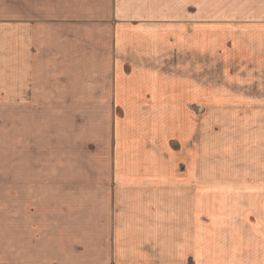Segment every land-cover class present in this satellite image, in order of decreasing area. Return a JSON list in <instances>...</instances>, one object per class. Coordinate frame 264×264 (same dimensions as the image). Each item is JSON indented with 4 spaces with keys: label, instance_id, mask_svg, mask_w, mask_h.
<instances>
[{
    "label": "crops",
    "instance_id": "obj_1",
    "mask_svg": "<svg viewBox=\"0 0 264 264\" xmlns=\"http://www.w3.org/2000/svg\"><path fill=\"white\" fill-rule=\"evenodd\" d=\"M3 2L0 186L11 187V216L9 251L0 253V264H264V136L251 137L250 150L237 154L210 151L202 136L199 158L189 110L227 99L193 82L195 51L210 56V25H248L264 58V0ZM226 36H219L222 46L235 41ZM50 106L110 107L111 139L97 166L104 179L90 194L70 193L60 183L64 146L35 141L49 138L44 123L75 120L51 117ZM41 150L58 154L59 166L43 156L36 165ZM217 161L226 165L224 177L211 170ZM226 162L235 170L228 172ZM38 181L42 200L58 203L38 216L40 232L59 234L58 241L34 240L28 187ZM74 217L90 218L91 229L69 222ZM75 232L100 239L73 241Z\"/></svg>",
    "mask_w": 264,
    "mask_h": 264
},
{
    "label": "rangeland",
    "instance_id": "obj_2",
    "mask_svg": "<svg viewBox=\"0 0 264 264\" xmlns=\"http://www.w3.org/2000/svg\"><path fill=\"white\" fill-rule=\"evenodd\" d=\"M1 1H4L2 5L8 7V0ZM248 28V25H210V56H201L196 51L194 53L193 82L195 88L205 90L209 92V95L221 94L224 98H227L225 99L226 102L221 105H214L211 101L208 104L195 103L189 107L195 126V152L199 158L204 155L199 143L200 140H203L202 136L207 140L210 151L216 153L219 149H222L221 153H223L225 149L229 148L230 154H237L242 150L248 152L250 150V138L264 136V58L262 57L263 55L261 57L259 54L257 55V51L260 48L257 47V42L249 37ZM223 33H226L227 38L232 37L235 41L227 40L224 46H222L223 44L219 41L221 40L219 36ZM38 108L41 109V107ZM109 109V106H50L46 109L47 113L52 114L51 117H54L56 114L62 116L63 114L75 115V120L44 123L45 128L49 129V133L44 130L45 133L47 132L49 138H42L39 135L35 137V141H39L37 145H42L44 141L49 140L53 148L59 145L66 148L64 165H60L62 168L60 183L63 187L67 186V189L71 191L70 193L73 192L71 189L75 193L76 191L80 193L81 188H86L88 190L84 194H90L91 190L98 189L100 182L104 179L103 173H100L101 171L99 170L97 171V166L102 167L101 163H104L106 160L102 154L100 156V151H104L103 147L108 146L111 139L110 137H106V133L110 129ZM5 127H8V123H3L2 125L3 133H8V128ZM209 135H211L210 139L208 138ZM198 138L199 140H197ZM174 146L172 145L171 148H177V145ZM198 147L200 151H197ZM258 147H260L259 144ZM203 148H206L205 144ZM38 149H41L40 146ZM90 151H93V153L91 152L92 155ZM7 155L5 156L7 157ZM57 155L52 152L42 154V150L35 151L34 157L38 160V163L35 164L39 166L40 159L43 156L44 160L48 161L52 166L58 167L59 155ZM245 155L248 156V154ZM93 158H96V161L100 165H95V162L93 164V161H95ZM55 160L56 162H53ZM70 160H73L71 165L69 163ZM2 161H4L3 158ZM74 162H78L79 165L75 166ZM218 163L219 161L213 162L211 170L216 169V174L224 177L225 170H221V167L226 165L220 166ZM226 164L230 167V170L227 169L228 172L235 170L232 162H226ZM40 172L42 173V171ZM2 173L3 175L6 174L5 177L8 180V170H2ZM51 173L52 170L50 172L45 171V174ZM55 175L58 176L56 173ZM43 187L39 181L38 183L33 182V185L28 187L30 194L33 196V201L30 202V205L33 207L35 214L34 240L35 242L58 241L59 234H42L40 231L43 230V225L41 222H37L41 220L38 216L41 215L43 209L55 210L58 205V203L44 202L42 200ZM46 188L48 189L49 187L46 186ZM18 189V193H20L21 187H18ZM10 195L11 187L8 184H2L0 186V253H8L9 251ZM63 196L66 195L63 194ZM61 204L62 206H66L67 202L63 201ZM75 204L76 209H79L80 203ZM243 205L246 206L247 204ZM77 213L79 214V212ZM90 220V218H85L84 221L79 217H74L69 219V222L78 226L81 224L88 225L86 228H82L86 230L90 228V224L86 223L90 222ZM243 224L248 225L249 223L245 222ZM71 238L73 241L78 242H94L100 239L96 233L77 232L71 234Z\"/></svg>",
    "mask_w": 264,
    "mask_h": 264
}]
</instances>
